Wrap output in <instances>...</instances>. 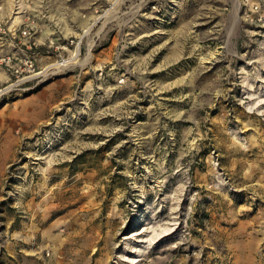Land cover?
Instances as JSON below:
<instances>
[{"label":"rangeland","instance_id":"1","mask_svg":"<svg viewBox=\"0 0 264 264\" xmlns=\"http://www.w3.org/2000/svg\"><path fill=\"white\" fill-rule=\"evenodd\" d=\"M0 264H264V0H0Z\"/></svg>","mask_w":264,"mask_h":264},{"label":"built area","instance_id":"2","mask_svg":"<svg viewBox=\"0 0 264 264\" xmlns=\"http://www.w3.org/2000/svg\"><path fill=\"white\" fill-rule=\"evenodd\" d=\"M23 34H26L27 31L26 30H23L22 31ZM74 39L73 38H70V39H65V41H59V43L57 42L54 47L56 49H68V47H70L71 45H73V41ZM75 53H71L70 55L68 56H65L63 53L59 54V58L57 60H55V62H52V63H48V64H45L43 65V68L42 70H39L38 72H41V71H45L46 73L49 72V73H54L56 72V70H60L62 68H66L68 67V65L71 64V60L72 58L74 57ZM64 61V63H61V61ZM27 68L28 70L30 71H33L34 70V62L29 59L28 60V65H27ZM52 68H55L54 70H52ZM123 79H121L120 81H122Z\"/></svg>","mask_w":264,"mask_h":264},{"label":"bare ground","instance_id":"3","mask_svg":"<svg viewBox=\"0 0 264 264\" xmlns=\"http://www.w3.org/2000/svg\"><path fill=\"white\" fill-rule=\"evenodd\" d=\"M61 63H64V61L62 60ZM162 233V232H161Z\"/></svg>","mask_w":264,"mask_h":264}]
</instances>
